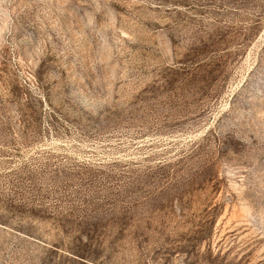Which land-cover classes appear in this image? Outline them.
<instances>
[{
  "label": "rangeland",
  "instance_id": "obj_1",
  "mask_svg": "<svg viewBox=\"0 0 264 264\" xmlns=\"http://www.w3.org/2000/svg\"><path fill=\"white\" fill-rule=\"evenodd\" d=\"M0 264H264V0H0Z\"/></svg>",
  "mask_w": 264,
  "mask_h": 264
}]
</instances>
